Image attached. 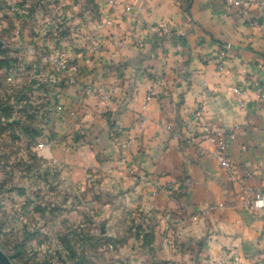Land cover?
<instances>
[{"label": "crops", "instance_id": "0c3cea01", "mask_svg": "<svg viewBox=\"0 0 264 264\" xmlns=\"http://www.w3.org/2000/svg\"><path fill=\"white\" fill-rule=\"evenodd\" d=\"M56 6L67 32L58 41L76 68L57 104L65 111L55 106L42 119L40 167L57 171L58 185L15 194L0 173V248L14 264H253L264 256V208L254 213L241 197L242 185L264 192V100L253 89L258 81L264 90L259 29L222 0ZM234 87L253 102L242 108ZM205 125L234 134V176L211 143L203 154L193 143ZM168 181L177 187L166 189Z\"/></svg>", "mask_w": 264, "mask_h": 264}, {"label": "rangeland", "instance_id": "374dc122", "mask_svg": "<svg viewBox=\"0 0 264 264\" xmlns=\"http://www.w3.org/2000/svg\"><path fill=\"white\" fill-rule=\"evenodd\" d=\"M222 1L264 37V0ZM57 3L0 0V159L9 169L0 173L15 194L28 184L35 196L40 186L58 185L57 171L40 167L46 145L38 148L46 139L42 119L53 114L69 85L61 62L72 64L69 47L58 41L66 31L61 29ZM93 239H100L99 228Z\"/></svg>", "mask_w": 264, "mask_h": 264}, {"label": "built area", "instance_id": "2783aa9c", "mask_svg": "<svg viewBox=\"0 0 264 264\" xmlns=\"http://www.w3.org/2000/svg\"><path fill=\"white\" fill-rule=\"evenodd\" d=\"M222 58L226 57V54L223 53ZM61 66L65 73L67 74V82L70 85H73L76 83L75 77L73 73L76 71V68L70 64L67 60H63L61 62ZM162 82L161 79L158 80V83L160 84ZM253 89L255 90V93L257 94V97L259 100H264V90L261 84L258 81L253 82ZM231 92L236 94L240 97V106L244 108L247 104L252 103L253 99L248 94L247 91L239 88L234 87L231 89ZM157 97V94L154 90L150 91L147 95V102L151 101ZM58 112L63 111V107L61 105L56 107ZM139 122L142 129H144L147 118L145 114H140L139 116ZM120 135V132L112 133L113 137H116ZM234 137L233 133H227L222 130H215L212 127L205 125L201 129V134L199 141L192 140L193 143L196 144L198 147V150L200 153H205V149L202 147V144L205 142H209L214 146V150L211 153V155L217 160L219 165L225 169L229 174L234 176V164L228 157V147H229V141ZM124 147L126 148H132L133 147V141H130L128 144H126ZM38 148L40 150L45 149V144L41 143L38 145ZM166 189L174 190L177 187V184L172 181H168L166 184ZM241 197L243 198L245 206H247L252 212L257 213L262 208H264V192H261L260 190H255L246 187L245 185H242L241 187ZM253 264H264V256H259L255 258Z\"/></svg>", "mask_w": 264, "mask_h": 264}, {"label": "water", "instance_id": "95a60500", "mask_svg": "<svg viewBox=\"0 0 264 264\" xmlns=\"http://www.w3.org/2000/svg\"><path fill=\"white\" fill-rule=\"evenodd\" d=\"M0 264H14L13 261L0 248Z\"/></svg>", "mask_w": 264, "mask_h": 264}]
</instances>
